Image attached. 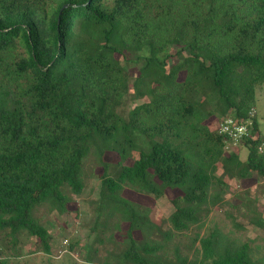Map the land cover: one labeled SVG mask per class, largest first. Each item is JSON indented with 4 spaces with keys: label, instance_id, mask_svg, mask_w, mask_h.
<instances>
[{
    "label": "trees",
    "instance_id": "trees-1",
    "mask_svg": "<svg viewBox=\"0 0 264 264\" xmlns=\"http://www.w3.org/2000/svg\"><path fill=\"white\" fill-rule=\"evenodd\" d=\"M131 83L148 100L124 117ZM262 84L264 0H0V233L15 244L27 232L50 253L52 233L35 210L69 211L65 189L83 193L94 151L103 163L94 228L103 217L128 223L117 263L192 264L160 255L173 233L204 225L226 177L264 178L257 115L230 153L208 120L245 121ZM108 151L119 155L115 165L104 161ZM126 187L156 198L175 191L172 229L124 197ZM228 238L217 228L198 234L200 263L260 264L248 243Z\"/></svg>",
    "mask_w": 264,
    "mask_h": 264
},
{
    "label": "rangeland",
    "instance_id": "rangeland-1",
    "mask_svg": "<svg viewBox=\"0 0 264 264\" xmlns=\"http://www.w3.org/2000/svg\"><path fill=\"white\" fill-rule=\"evenodd\" d=\"M176 60L177 58L172 57L170 65ZM130 75L133 80L136 76V68L131 69ZM184 77L183 72L180 78ZM256 99L257 103L254 108L264 136V84L257 87ZM147 100L148 98L136 99L134 97V88L131 83L130 91L123 98L118 111L127 117L133 107ZM223 120V115L215 114L208 120V123L212 130H218ZM240 148L241 157L244 160L248 155V150L244 147ZM234 149L226 150L230 153ZM137 158L138 153L133 152L127 164H131ZM103 159L115 165L120 157L116 152L108 151ZM110 171L112 172V169ZM102 172L103 163L98 154L93 151L85 159L83 165L86 184L83 193L75 195L69 188L65 189V192L73 199L69 211L59 213L56 210H50L48 205L36 208L35 216L51 231L53 236L50 253H45L40 240L30 236L27 232H22L15 244L6 232H2L0 233V247L3 259L9 260L11 264H105L107 261L118 264L117 255L127 246L125 231L128 223L120 221L119 216L110 217L107 220L103 217L98 227L94 228ZM222 172L223 169L219 168L218 174ZM225 180L227 187L224 199L218 205L212 206L210 214L204 220V225L202 223L193 226L183 233L175 231L160 255L168 259H175L177 256L188 257L192 264H201V253H199L201 245L199 241L194 242V240L198 234L205 236L217 228L223 232L225 237H229L228 239L235 240L239 244L248 243L254 258L260 264H264V225L260 226L253 222L257 219L264 222V178L253 174L246 179H233L228 176ZM176 195V192L170 189L160 198L139 193L129 187H126L123 192L124 197L142 202L144 208H150V216L161 224L163 231L172 229L171 223L167 220L175 210L172 198ZM102 223L105 225L103 226ZM136 236L138 239L143 238L142 233H137ZM66 238L69 242L64 245ZM159 238L162 239L160 236ZM71 243H76L73 249H70Z\"/></svg>",
    "mask_w": 264,
    "mask_h": 264
},
{
    "label": "built area",
    "instance_id": "built-area-1",
    "mask_svg": "<svg viewBox=\"0 0 264 264\" xmlns=\"http://www.w3.org/2000/svg\"><path fill=\"white\" fill-rule=\"evenodd\" d=\"M256 115V109L252 108L249 112V118L245 121L239 120L234 115L229 114L224 120L221 122L219 126L220 133L226 135L227 144L226 149L229 150L231 148H236L239 146L246 138H248L251 134V128L253 126V117ZM259 151L261 153L264 152V137L262 138L261 143L259 144ZM69 239L66 238L64 240V245H67ZM2 248H0V260L2 257Z\"/></svg>",
    "mask_w": 264,
    "mask_h": 264
}]
</instances>
